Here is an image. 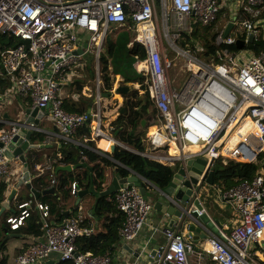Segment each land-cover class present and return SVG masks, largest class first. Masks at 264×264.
<instances>
[{
  "label": "built area",
  "instance_id": "built-area-1",
  "mask_svg": "<svg viewBox=\"0 0 264 264\" xmlns=\"http://www.w3.org/2000/svg\"><path fill=\"white\" fill-rule=\"evenodd\" d=\"M235 1L236 13H229V20L219 25L227 0H0V34L14 38L0 55L2 75L13 81L12 94L7 97L30 99L33 108L48 112L60 137L74 141L85 124L100 121V108L95 113L67 110L65 87L85 65L86 53L94 52L100 66V52L117 35L112 24L127 26L132 42L141 44L147 53V95L154 97L156 117L173 144L184 152L187 145L197 146L188 157L204 158L210 168L218 161L257 164L264 156V48L235 51L229 46L239 39L249 46L252 33L255 40L264 36V0ZM231 22L233 27L225 36ZM197 25L222 28L215 39L216 54L200 56L204 49L198 41L194 46L181 44V35L192 33ZM167 47L186 62L178 87L169 76L174 59L170 60ZM24 128L39 130L34 121L24 120L0 132V184L12 171L13 162L20 161L19 155L9 156L6 150ZM94 132L103 134L99 124L94 125ZM72 193H77L76 183ZM199 194L191 198L189 212L197 213L196 219L208 235L198 253L204 259L201 264H259L256 257L260 253L255 248H264L263 170L222 191L221 198L236 214L230 227L217 225ZM110 199L124 214L121 237L134 240L152 203L137 186L122 187ZM19 208L6 219L13 230L30 216L31 201L20 203ZM35 208L41 213L44 236L18 254L15 264H46L54 255L57 262L52 264L68 260L115 264L109 252L79 250L78 239L94 233L93 227L82 225V219L69 216L55 222L50 220L49 205L37 203ZM163 233L166 243L157 250L155 264H192L193 246L180 229L166 228Z\"/></svg>",
  "mask_w": 264,
  "mask_h": 264
},
{
  "label": "crops",
  "instance_id": "crops-1",
  "mask_svg": "<svg viewBox=\"0 0 264 264\" xmlns=\"http://www.w3.org/2000/svg\"><path fill=\"white\" fill-rule=\"evenodd\" d=\"M233 1L235 3H233ZM226 14L229 13H236V1L235 0H227L226 4ZM240 7V4H238ZM160 13V7L157 6V16ZM114 25V24H112ZM111 25V26H112ZM200 26V25H197ZM116 28V26H115ZM127 28V27H125ZM128 32V31H127ZM126 32V33H127ZM129 33V32H128ZM118 34V32L116 33ZM130 34V33H129ZM117 36V35H116ZM115 36V37H116ZM264 37V36H262ZM260 37V38H262ZM14 42V38H11L10 36H4L0 34V55L1 52L8 46L12 45ZM117 43H115L112 48H116ZM83 52V51H82ZM105 52V48L103 47L102 51L99 54L100 59V70L99 66H97L95 53H86L85 54V65L79 69L76 74L71 78L70 83L65 87V94H64V101L71 98L72 101L75 103H78L82 97L86 98H93V105H91L87 112L95 113L97 108H100V120L101 122L96 121L95 124H100V127L102 129V135L96 136L94 132V121L91 124L93 127V130L91 134L89 135H75L74 139L76 142H81L85 147L91 149L93 152L99 154L102 158L100 159L101 165L104 168V172L106 174L105 179L102 182H106V186L109 185L112 181V178L114 174L121 173L122 176H127L132 173V171L129 169L131 167L125 165L123 162H121L123 159L120 156V158H116L114 155V152L117 150V146H115V149L112 150V146L115 144V141L118 142L119 147L128 151V149L121 146V144H124L126 146L131 147L132 149H135L134 151L140 152L137 150L132 144L127 143L121 139H119L116 134V125L114 122L117 120V118L121 115L119 112L111 115V117L107 119L102 118V110H103V99L107 98L110 93V99L118 100V94H114L113 88L119 86L122 84L121 82L125 81V85L127 84V79L122 74L121 75H115L113 72V66L111 64V71L115 75L112 80V86L113 88L109 91V93L105 90L107 89V84L105 83V77H103L102 72V63H101V54ZM88 54L94 55V65H95V73L93 74V77L88 76L89 73L86 72V69L84 68L87 63L86 56ZM113 55H108V63L110 65V58ZM145 62V60L139 61L137 64L138 72L140 70H143V68H139V64ZM3 68L0 64V103H2V107L0 108V132L9 130L12 126L13 122L18 121H24L27 122L30 121V119H36L39 123H36L39 130H33L30 142L32 144L38 145L37 148L32 149L29 153V162H30V174H31V182L34 177L41 176L44 177V179L49 181V185H40V188H43V190H36L39 192V198H36L34 194H32V191L30 188H28L27 184H23L22 187L17 189V193L15 196L12 197L9 207H6L4 210L3 208V202L5 200H8L9 196L11 195L13 189L17 188V184L19 180L22 177V162L21 160L18 162H13V168L10 174L8 175L7 179L1 184L5 185V200L2 202L0 206V263L4 264H15V260L23 250L27 249L30 245L35 243L37 240L42 239L44 236V230L41 223V234H23L21 232H17L16 230H13L9 224L5 223V217L6 216H12L14 214V206L16 204V201L22 197L25 201H31L32 207L35 209L36 213L39 214L41 217V213L35 208V204L37 203H43L46 205H49L51 203H57L58 201L62 204V199L57 195L56 189L54 187V184L52 183V173L54 172L56 175V181L58 177L61 174V171L69 170L73 174H75L78 171H83L81 168H88L89 174H90V185H86V182L81 187L80 190H87L91 187H94L96 191L101 192L103 190H99L97 186L100 185L99 182H95L94 174V166L90 161H87V158L83 153L76 154V157L78 158L79 154V165L72 164V163H62L61 158H63V149L68 148L69 150L76 151L77 146H80L75 142V140H66L59 135L58 128L55 126V124L49 119L48 112L45 111L40 115H37L36 117H32L31 113L28 112V109L33 108L32 103L30 99H25L19 96L8 98L7 94H12L11 88L13 87V81L12 79L7 75H2ZM139 82L140 80H136ZM130 83V87L135 86L137 89L142 91V86H145L143 84H139L133 81H128ZM93 85L91 86L89 85ZM124 84L122 86H124ZM144 89V88H143ZM132 92H129L128 94L131 95ZM142 93V92H141ZM145 92V89L143 91ZM107 94V95H105ZM130 97V96H129ZM128 99V97H127ZM126 107V105H125ZM150 109V108H149ZM127 110V107L125 108V111ZM124 111V112H125ZM123 112V113H124ZM122 113V114H123ZM149 112L145 114V118L149 120ZM31 120V121H32ZM33 120V121H34ZM151 121V120H150ZM35 122V121H34ZM159 125V124H158ZM157 126V125H153ZM152 129V126L150 127ZM26 131V128H24ZM146 131L147 129L142 124L137 132ZM150 131V130H149ZM148 131V133H149ZM136 132V133H137ZM51 133V137H49V134ZM149 136V135H148ZM148 136H147V145L146 149L141 152H150L151 154L158 155L159 158L165 160L170 165H178V160L180 157H183V155H186L185 152L182 150L180 153V149L178 152H172V148L176 150L177 148L172 147L171 145H165L158 150H151V148L148 145ZM94 142V145H89L88 142ZM108 142L110 144L108 148ZM74 146L76 149H74ZM83 146V145H81ZM187 147V146H186ZM185 147V149H186ZM130 152L132 151L129 149ZM132 151V152H134ZM191 151V150H188ZM193 151V150H192ZM195 151V150H194ZM193 151V152H194ZM187 153V154H191ZM144 155L151 156L144 153ZM206 156V155H205ZM167 157V158H165ZM172 157V158H171ZM154 158H157L154 156ZM184 158V157H183ZM104 159L112 161L111 164L107 163ZM85 162L87 166H80L82 162ZM176 165V166H177ZM50 166L53 167V169L50 168ZM67 166H71V169H58L59 167L66 168ZM126 171H123V170ZM177 170V169H176ZM264 172V170H263ZM53 173V174H54ZM144 178V177H143ZM146 180V190H147V196L149 198V202L152 203L153 209L149 214V217L143 226L142 230L138 234V236L134 240L125 241L121 237V227L124 220V214L120 211V209L117 207V204L115 200L110 199L112 194L106 197H101L100 195H94L93 192H89L88 195H85L84 198L80 200L79 203H77L78 200V194H74L75 200L72 202H69L66 207H63V210H58L56 213H52L49 207L50 211V218L52 221L58 222L62 221L65 218L72 216L74 218H80L82 219V225L86 227H93L94 233L91 235V237L99 239L100 240V246H104L106 248L105 253H111L113 257V262L115 264L120 263H130V264H155V258L157 250L160 246L164 245L166 243V237L163 233V230L168 228V225L170 223V216H167L163 213V211L159 210L155 207V203L158 199V197L162 194L160 187L157 183L151 181L148 178H145ZM99 181H101L99 179ZM0 184V185H1ZM215 185V184H214ZM214 185H211L213 190H219L218 187H214ZM54 188L53 192H50V190ZM98 189V190H97ZM206 189V188H205ZM222 191L217 194L216 196L212 197L211 192L206 191L205 196L206 198L209 197L212 199L215 207L220 210V214L224 216L226 221H222V218L219 217V214L217 212H211L209 207V204L206 205V200H203V204L208 206V212L209 215L212 218L218 219L221 221L223 226L230 227L232 225V222L235 221V213L231 208L226 204V201H224L221 198ZM73 194V193H72ZM201 198L204 197L203 191L199 194ZM94 198V199H93ZM102 198V199H101ZM101 201V202H100ZM104 202V203H102ZM52 205V204H51ZM11 212V213H10ZM10 213V214H9ZM8 216V217H9ZM7 217V218H8ZM42 220V218H40ZM7 222V221H6ZM205 224H207L206 220H204ZM173 228L176 230H179V223L173 224ZM204 231V230H203ZM202 231V232H203ZM180 232L185 235V238L188 242H190L193 246V252L190 255L192 264H201L204 259H200L199 251L203 248L204 244L206 243V237L202 236L200 232H195V235L197 237H190L188 236V225H185L180 229ZM201 232V233H202ZM104 238L107 240H112L111 245L106 244L104 242ZM117 237L116 241H113L114 238ZM86 252H92V251H86ZM57 256L54 255L52 258L48 259L46 261V264L49 262H57ZM258 259L259 264H264V254H261L256 257Z\"/></svg>",
  "mask_w": 264,
  "mask_h": 264
},
{
  "label": "trees",
  "instance_id": "trees-1",
  "mask_svg": "<svg viewBox=\"0 0 264 264\" xmlns=\"http://www.w3.org/2000/svg\"><path fill=\"white\" fill-rule=\"evenodd\" d=\"M131 23V22H130ZM220 31V27L213 28V27H202V26H196L194 31L192 33L185 32L181 36V44L186 45L187 43H190L192 46L196 45V42H200L203 46V51L200 52V56L202 57H210L211 55L216 54L218 50V45L215 43V39L217 34ZM119 35V34H118ZM118 37V36H117ZM116 37V38H117ZM110 40L108 39L107 43L105 44V52L101 54V63H102V72L103 77H105L106 84H107V91H109L113 88L111 83V78L109 76L108 71V55H113L111 58H113L118 53L121 54H128V56H132L133 54L136 55L138 58L133 57V62L135 66L139 63V61L144 60L147 58V53L142 47V45L135 43L134 45H130V41H119ZM193 39V41H192ZM117 43L116 48H112V46ZM136 44L140 45V49ZM231 49L235 51H239V48L237 45H231L229 46ZM250 49H253L256 52H259L262 48H264V37L259 38L254 43L249 45ZM87 63L84 67L86 69V72L89 73L88 76L93 77V74L95 73V65L93 62L94 55L88 54L86 56ZM110 58V59H111ZM141 59V60H140ZM130 63V62H129ZM129 63L127 65H129ZM110 61V65H111ZM139 67L141 68V63L139 64ZM138 71V69H137ZM114 74L121 75V71H117L113 68ZM139 74L143 75V79L145 75L143 73L138 72ZM128 81H133L139 84L145 83L143 79L140 78H133V76H128L126 78ZM136 80H140L137 82ZM147 93H144L142 95H138L137 90H134L131 95L130 94H118V100L110 99V93L109 96L105 99H103V110H102V118L107 119L111 117V115L119 112L125 105L127 107V110L121 114L117 120L114 122L116 125L115 134L116 136L127 142L132 144L137 150L144 151L146 149V131L137 132L139 127L142 125V120L145 118V114L147 113L149 107L152 105V102L150 100V97H146ZM130 96V97H129ZM128 97V99H127ZM65 108L72 112H78V113H84L87 112L88 108L93 105V98H86L82 97L78 103H75L71 100V98L67 99L64 103ZM248 120V119H247ZM91 122H88L85 124L82 128H80L76 135H89L91 134L93 127L90 124ZM137 132V133H136ZM89 145H94V142H88ZM110 144L108 142V148ZM229 147V144L227 145ZM74 149L76 147L74 146ZM83 153V155L86 156L87 161H90L92 165L94 166V174L95 182H99L100 185L97 186L99 190H105L108 185L106 186V182H102L105 179V172L104 168L101 165L100 159L102 158L99 154L93 152L91 149L85 147V146H77L76 151L69 150L68 148L63 149V158H61L62 163H72L79 165V156L76 157V154ZM134 153L130 151H126L119 146H117V150L114 152V155L116 158L122 157V161L125 165L131 167V169L137 171L144 177L150 179L151 181L157 183L162 189H165L171 182L173 175L177 169L176 165H170L168 163H162L159 160L142 156L139 154L132 155ZM107 163L111 164L112 161L104 159ZM83 171H78L75 174H73L69 170L61 171L60 176L58 177L56 183H54V187L56 189L57 195L62 199L61 202L57 203H51L50 204V210L54 214L58 210H63V207H66L69 202H72L75 200V195L72 194V185L73 183L77 184V187L81 189V187L86 182V185H90V174L88 171V168L84 167L81 168ZM123 170V169H121ZM264 170V156L261 157L260 162L257 164H238V163H228L225 164L223 162H220L219 168H215V182L216 178L220 177L222 178L227 185H234L238 183L239 181L247 178H252L258 171ZM126 171V170H123ZM99 179L101 181H99ZM49 185L50 182L44 177L37 176L32 179V187L35 190H43V188H40V185ZM229 186V187H230ZM78 188H77V194H78ZM5 185H0V206L2 202L5 200ZM97 189V190H98ZM103 198V197H102ZM101 198V199H102ZM205 201L206 198H202V201ZM24 198L20 197L14 206V214H17L20 211L19 204L24 202ZM101 202V201H100ZM104 203V202H102ZM209 204L206 201V205ZM208 207V206H207ZM33 208V207H32ZM11 213V212H10ZM9 213V214H10ZM9 216V215H8ZM5 217V223L7 217ZM38 213H36L35 209L30 211V216L25 220V223L20 226L16 231L21 232L23 234H41V223L42 220L40 219ZM51 220V218H50ZM52 221V220H51ZM8 224V223H7ZM104 241L101 240V242H104L106 244L111 245L112 240H107L104 238ZM117 237L114 238L113 241H116ZM100 240L93 238L91 236H82L78 239V247L79 250L82 252L86 251H92L95 254H104L106 252V248L104 246H100ZM0 264H4L3 262ZM58 264H74L72 261H63Z\"/></svg>",
  "mask_w": 264,
  "mask_h": 264
},
{
  "label": "water",
  "instance_id": "water-1",
  "mask_svg": "<svg viewBox=\"0 0 264 264\" xmlns=\"http://www.w3.org/2000/svg\"><path fill=\"white\" fill-rule=\"evenodd\" d=\"M232 27V22L227 25L224 33L225 36L230 33ZM254 41L255 34L252 33L249 36V42L253 43ZM244 46L245 41L239 39L237 41V47L243 48ZM28 112L31 113L32 117H36L37 115L45 112V109L30 108L28 109ZM31 120L32 119H30V121ZM34 121L35 123H39L36 119ZM144 123L145 120H142V124ZM31 135V130H20L19 133L15 135L11 142L8 144L6 153L9 156L19 155V159L21 160L23 165L22 171H24V173L17 184V188L13 189L8 200H5L3 202L2 210H4L6 207H9V203L12 197L17 193V189L22 187L25 183L27 184L28 188L31 189L32 194H34L36 198H39L40 194L32 187L31 182L30 162L28 155L32 149H35L38 146L30 142ZM0 145H2V143H0ZM115 146L119 145L114 144L112 146V150L115 149ZM178 160L180 161L177 165V170L175 171L170 184L165 189H160L162 194L158 197L155 203V207L163 211V213L167 216L171 217L168 228H172L173 224L176 223H179V229H182L183 226L188 225L189 237H197L195 235V232H200L202 236L207 238V233L203 231V227L200 225V223H198L196 219V217L198 216L197 213H190L189 208L191 205V198L196 197V194L202 192L204 184H214L215 167L210 168L206 162L191 157H181ZM80 166H87V164L83 161ZM58 169H71V166H67L66 168L59 167ZM129 169L132 171L130 175L122 176L121 173L114 174L112 181L108 185V187L99 193L94 189V187H91L87 190H80L78 193L77 203H79L85 195H88L90 191L93 192L95 196L100 195L101 197H106L113 194L118 189L126 186H138L142 194L147 199H149L147 196L146 181L144 179L145 177L141 176L137 171L131 168ZM53 191L54 188L50 190V192ZM214 220L219 227H222V223L220 220L215 218ZM47 264H52V262H48Z\"/></svg>",
  "mask_w": 264,
  "mask_h": 264
},
{
  "label": "rangeland",
  "instance_id": "rangeland-1",
  "mask_svg": "<svg viewBox=\"0 0 264 264\" xmlns=\"http://www.w3.org/2000/svg\"><path fill=\"white\" fill-rule=\"evenodd\" d=\"M159 15H160V13H159ZM158 20H159V18H158ZM228 20H229V18H228V15L226 14V7H225L222 10V16H221L220 20L217 22V24L224 25L226 23V21H228ZM115 26H116V28H119L118 30H120L119 25H117V24L112 25L113 28H115ZM220 29H222V28H220ZM126 32H127V30L121 29L119 31L118 37L116 38V41L123 42V41H126V40L127 41L132 40L131 34L128 33L129 31L127 33ZM115 33H117V31H115ZM136 46H138L139 49H140V45L136 44ZM167 54L169 55L170 60L174 59V65L171 66L170 69H169V76H170V78L172 80H174L175 86L178 87V86H180V81H181V78L183 77V74H184V69L186 67V62L184 60L180 59V57H178V56L176 57L175 53H173L171 51V49H169L168 47H167ZM132 56L137 58V56L134 55V54ZM132 56H128V54H124L123 55L121 53H118L113 58H111L110 61L112 63L113 68L116 69L117 71H121L122 75L124 77L127 78L128 76H133V78L143 79V75L139 74L138 71H137V66H135L134 63H132L133 62V57ZM128 63H129V65H127ZM144 64H145V62L143 63V66H144ZM107 65H108L109 76H110V78H111V80L113 82V78L115 77V75L111 71V65H109V63H107ZM100 66H101V64H100ZM100 66H99V70H100ZM147 76H148V71H147L146 79H147ZM121 83L122 84H120V85H123L125 83V81L124 82L122 81ZM89 85L91 86V88L93 87V85H91L90 83H89ZM143 88H144V86H142V89H141L142 91L137 90L138 95L144 94L143 91H144V89L146 87L144 89ZM114 89L115 88H113L112 90H114ZM133 91L134 90L132 89L130 92H133ZM64 94H65V90H64ZM146 97H147V95H146ZM149 108L152 109L153 106L151 105ZM152 110L157 115L156 110L155 109H152ZM146 120L147 121H145L144 127L147 129L146 130V136H148L149 135L148 131L151 130L150 127L151 126L153 127V125L150 124V120H152V117L149 116V120L148 119H146ZM121 146L126 148V149H128V151H130L129 149H131L132 151L135 150V149H132L131 147L126 146L124 144H121ZM172 152H178V149L174 150L172 148ZM132 153H134L132 155H135V154L144 155V154H141V153H145V152H141V151L140 152H136V151H134ZM152 158L156 159V160H159V161H161L162 163H165V164L168 163L167 161H165L163 159H159L158 157H157L158 159L154 158V157H152ZM216 165H217L216 167L219 168L220 162H218ZM216 183L218 184V186L220 188L219 190H213V188H212V186L210 184H204L203 185L202 191H203L204 198H206V196H205L206 191L211 192L212 197H214L217 194H219L221 191L225 190L226 188H228L230 186V185H227L226 182L220 177L216 178ZM206 201L209 203V207H211L210 208L211 212H217L219 214V217L222 218V221H226L224 216L220 214V210L215 207L212 199L207 197ZM31 209L33 210V208H31ZM255 249L257 250L258 253L264 254V248L262 247V245H260L259 248H255Z\"/></svg>",
  "mask_w": 264,
  "mask_h": 264
},
{
  "label": "bare ground",
  "instance_id": "bare-ground-1",
  "mask_svg": "<svg viewBox=\"0 0 264 264\" xmlns=\"http://www.w3.org/2000/svg\"><path fill=\"white\" fill-rule=\"evenodd\" d=\"M143 63L144 62L141 63V69L143 68V70H140L139 72L143 73L146 76L147 75V70H148V62L145 60L144 66H143ZM144 85L145 86L148 85L147 81H145ZM135 89H137V88L135 86H133V90H135ZM131 90H132V87H130V83L127 82V84L124 85V86L119 85V86L115 87V89H114L115 93L114 94L115 95L119 94V93L128 94ZM147 90H150L149 86H147V89H145L146 93H147ZM105 95H107V94H105ZM149 97H150V100L152 102V106H153L152 109H155L157 114H158V110L155 108V105L153 103V98L154 97L153 98H151V96H149ZM125 108L126 107L124 106L120 110L119 114H122L125 111ZM152 109H148V112H149V114L152 117V120L150 121V124L151 125H157V126H153L152 129L149 131V136H148V145H149V147L151 148V150H155L156 151V150H158L159 148H161V147H163L165 145H171V146H173V147H175V148H177L179 150L180 148L175 146L173 144L172 140L168 137V135L166 133V130H165V127L162 124V121L156 117L157 115L154 113V111ZM143 120L147 121L146 118H144ZM99 122H101V120ZM99 128H100V131L102 132L100 124H99ZM197 148H198L197 146L194 147V146H188L187 145L185 150H193L194 151V150H197ZM145 153L149 154V155H153V157L154 156L158 157V155L151 154L150 152H147V151ZM206 156H207V154H206ZM165 158H167V157H165ZM203 159L204 158H202V160Z\"/></svg>",
  "mask_w": 264,
  "mask_h": 264
},
{
  "label": "clouds",
  "instance_id": "clouds-1",
  "mask_svg": "<svg viewBox=\"0 0 264 264\" xmlns=\"http://www.w3.org/2000/svg\"><path fill=\"white\" fill-rule=\"evenodd\" d=\"M127 25H129V24H127ZM125 27H127V26L120 27V30H121V29H125V30L128 31V29L125 28ZM118 29H119V28H117L116 31H117L118 34H119V31H120V30H118ZM129 33H130V32H129ZM118 34H117V36H118ZM117 36H116V37H117ZM116 37H115V38H116ZM115 38H113L114 41H115ZM255 41H256V40H255ZM255 41H254V42H255ZM254 42H253V43H254ZM135 43H136V42H132V40H130V45H134ZM138 44H139V43H138ZM250 44H252V43L250 42ZM140 45H141V44H140ZM236 45H237V43H236ZM142 47H143V46H142ZM245 48H249V46L246 47V43H245V46H244L243 48H239V50H241V49H245ZM249 49H250V48H249ZM144 50H145V49H144ZM137 58H138V57H137ZM140 60H141V59H140ZM145 60H146V58H145ZM147 77H148V76H147ZM143 81H147L146 77H144ZM144 88H145V86H144ZM146 88H147V87H146ZM146 88H145V89H146ZM146 95H147V94H146ZM147 97L149 98L148 95H147ZM115 144H116V143H115ZM181 152H182V150L180 149V153H181ZM189 152H190V151L187 150V151H186V155H183V157H188V154H187V153H189ZM141 154H144V153H141ZM142 156H147V155H142ZM147 157L152 158L151 156H147ZM180 158H181V157H180ZM191 158H193V157H191ZM195 159H197V158H195ZM199 160H202V159H199ZM202 161H203V160H202ZM218 162H223V161H218ZM206 163H207V162H206ZM223 163H224V162H223ZM228 163H232V162H228ZM228 163H225V164H228ZM207 165H208V164H207ZM208 166H209V165H208ZM216 166H217V165H215L214 167L216 168ZM139 174H140V173H139ZM140 175H141V174H140ZM141 176H143V175H141ZM145 178H146V177H145ZM146 181H148V180H146ZM214 184H217V183L214 182ZM214 184H213V185H214ZM72 186H73V185H72ZM137 187H138V186H137ZM77 188H78V187H77ZM160 189H161V188H160ZM78 193H79V188H78ZM114 193H115V192H114ZM114 193H113V194H114ZM200 193H201V192H200ZM76 194H77V193H76ZM113 194H112V195H113ZM148 200H149V199H148ZM201 200H202V198H201ZM202 202H203V201H202ZM203 203H204V202H203ZM203 205H204V204H203ZM204 206L207 208L206 205H204ZM207 210H208V209H207ZM26 219H27V218H26ZM213 219H214V218H213ZM22 225H23V224H20L19 227L22 226ZM172 228H173V227H172Z\"/></svg>",
  "mask_w": 264,
  "mask_h": 264
}]
</instances>
